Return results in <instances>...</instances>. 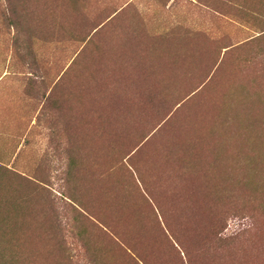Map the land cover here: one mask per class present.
<instances>
[{"label": "rangeland", "instance_id": "1", "mask_svg": "<svg viewBox=\"0 0 264 264\" xmlns=\"http://www.w3.org/2000/svg\"><path fill=\"white\" fill-rule=\"evenodd\" d=\"M88 246L264 264V0H0V264Z\"/></svg>", "mask_w": 264, "mask_h": 264}, {"label": "trees", "instance_id": "2", "mask_svg": "<svg viewBox=\"0 0 264 264\" xmlns=\"http://www.w3.org/2000/svg\"><path fill=\"white\" fill-rule=\"evenodd\" d=\"M71 199L73 198L72 196H69ZM73 200H75V199H73ZM75 220V222L78 224V222H79V220H81V224L83 225V223H85L82 219H80V218H77V219H74ZM99 220V224H101L102 226H101V228L103 229L102 231H103V233L105 234V235H107L108 237H109V239H111V240H113V241H115L114 240V238H116L117 240H120L119 239V237L117 236V234L105 223V222H103V221H101L100 219H98ZM69 222V221H68ZM68 222H66V221H63L62 219H58L57 221H56V224L54 225V229H53V231H52V233L51 234H53V232H54V230H55V228L56 227H58L59 229V231H61V232H63V228H64V226L68 223ZM70 223V222H69ZM3 225H4V230H5V234L7 235L8 234V229H9V226H8V224H7V222H3ZM79 225V224H78ZM80 238H84L86 235H85V233H80L79 232V235H78ZM114 236V237H113ZM54 237H57V236H54ZM115 243H116V241H115ZM85 250H86V254L84 255L85 257H89V259L85 262V264H97V260H96V258H95V255H94V253L91 251V249H90V247L88 246V247H85ZM69 255H71V254H69ZM140 259V258H139ZM133 260H134V258H133ZM134 262H135V264H146L142 259H140V261L139 262H137L136 260H134Z\"/></svg>", "mask_w": 264, "mask_h": 264}]
</instances>
